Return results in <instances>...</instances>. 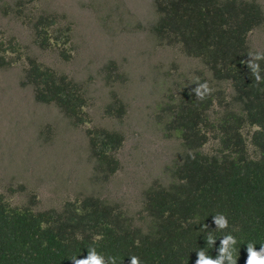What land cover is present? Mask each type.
Masks as SVG:
<instances>
[{
  "label": "trees",
  "instance_id": "1",
  "mask_svg": "<svg viewBox=\"0 0 264 264\" xmlns=\"http://www.w3.org/2000/svg\"><path fill=\"white\" fill-rule=\"evenodd\" d=\"M25 2L1 5L0 11L20 17ZM152 6L156 19L149 33L156 44L197 60L209 74L198 73L159 109L163 131L179 140V163L171 165L165 184L153 182L143 191L138 225L93 196L36 211L32 199L14 207L0 195V264H72L93 247L117 264H131L132 256L141 264H195L200 249L216 258L229 233L237 240V264H246L247 244L257 251L264 246V60L258 62L259 83L247 67V36L263 24L261 9L248 0H153ZM29 24L38 49L70 59L68 26L53 14H38ZM20 49L13 37L0 38V68L20 60ZM24 59L21 85L30 88L34 102L54 107L73 128L88 125L81 84L33 57ZM203 82L211 92L199 100L193 90ZM124 112L114 94L102 108L104 117L117 120ZM84 135L95 178L106 182L118 170L123 137L102 127ZM218 213L228 219L225 230L213 223ZM209 232L213 247L206 243Z\"/></svg>",
  "mask_w": 264,
  "mask_h": 264
},
{
  "label": "rangeland",
  "instance_id": "2",
  "mask_svg": "<svg viewBox=\"0 0 264 264\" xmlns=\"http://www.w3.org/2000/svg\"><path fill=\"white\" fill-rule=\"evenodd\" d=\"M16 1L0 0V6ZM248 1L264 16V0ZM152 2L26 0L20 17L0 11L1 40L13 37L24 54L0 68V195L11 206L32 199L36 211L59 210L65 201L93 196L116 205L138 225L143 191L153 182L165 184L182 154L179 140L163 131L159 109L198 73L209 78L197 60L156 44L149 33L156 19ZM38 14H53L70 28L68 61L32 43L29 22ZM247 45L252 53L264 51V22L248 34ZM25 56L81 84L88 125L73 128L54 107L34 102L30 88L21 85ZM111 94L125 108L119 120L102 113ZM90 127L123 137L118 170L103 183L88 155L84 130Z\"/></svg>",
  "mask_w": 264,
  "mask_h": 264
},
{
  "label": "clouds",
  "instance_id": "3",
  "mask_svg": "<svg viewBox=\"0 0 264 264\" xmlns=\"http://www.w3.org/2000/svg\"><path fill=\"white\" fill-rule=\"evenodd\" d=\"M250 59L247 61V67L252 72L255 80L259 83L261 82L260 66L259 61L264 60V54L262 53H249ZM195 97L199 100H203L208 94H210L211 89L207 82L197 83L194 88ZM213 223L216 225L217 230H225L229 227L228 219L224 214H216L213 216ZM206 243L208 246H214L216 243V238L209 232ZM237 240L232 234H226L220 239V246L217 249L218 255L216 258H212L208 255L205 249H200L197 252V259L195 264H237V259L235 257V245ZM72 264H117V258L113 256L105 257L99 254L96 249L89 248L87 256L85 258L79 259L73 257ZM131 264H141L139 257L132 256L130 258ZM246 264H264V246H261L260 250L257 251L255 245L251 242L247 244V260Z\"/></svg>",
  "mask_w": 264,
  "mask_h": 264
}]
</instances>
